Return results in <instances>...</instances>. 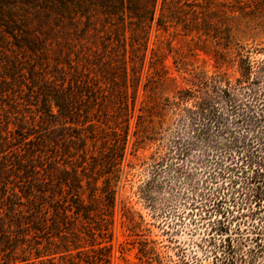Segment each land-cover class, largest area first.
I'll list each match as a JSON object with an SVG mask.
<instances>
[{
  "label": "trees",
  "instance_id": "obj_1",
  "mask_svg": "<svg viewBox=\"0 0 264 264\" xmlns=\"http://www.w3.org/2000/svg\"><path fill=\"white\" fill-rule=\"evenodd\" d=\"M179 4L0 0V264H113L130 246L152 264L149 229L119 189L128 148L152 145L134 192L144 206L156 213L162 180L202 169L211 231L251 244L243 264L264 256V41L209 33L213 69L179 67L172 90L150 42ZM233 241L217 262L239 260Z\"/></svg>",
  "mask_w": 264,
  "mask_h": 264
},
{
  "label": "rangeland",
  "instance_id": "obj_2",
  "mask_svg": "<svg viewBox=\"0 0 264 264\" xmlns=\"http://www.w3.org/2000/svg\"><path fill=\"white\" fill-rule=\"evenodd\" d=\"M178 1L180 4L172 7L179 9V20L165 30L155 28L150 42L151 51L156 54L153 66L167 81H173L172 90L185 85L183 77L187 73L179 67L188 70L195 67L213 69L214 42L213 37L207 40L209 33L211 36L223 37L230 30L243 43L252 45L264 41V0ZM203 42H207L210 50L204 49ZM152 54L149 51L147 68L152 65L148 61ZM262 58V55H258L255 59L259 61ZM156 150L157 145H152L138 150L135 157L128 148L127 162L130 161L135 168L128 175L122 176L119 188L122 197L133 210L143 216L149 229L145 233L153 241L158 254L152 264H221L217 262L216 256L221 257L225 250L223 244H226L224 238L228 235L234 238L233 245L239 259L234 264H243L240 259L245 260L244 256H248L251 244L237 241L233 230L223 235L211 231L213 222L219 216L210 214L203 218L199 203L203 199L206 177L202 169L193 167L188 172V179L183 177L173 181L167 177L162 180L164 185L155 194L159 207L156 213L138 200L134 192L145 181L143 163L150 161ZM126 170L129 168L126 167ZM115 230L123 241L118 218ZM112 260L113 264H145L140 259L138 246H130V250L124 254L115 249ZM255 264H264V256Z\"/></svg>",
  "mask_w": 264,
  "mask_h": 264
}]
</instances>
